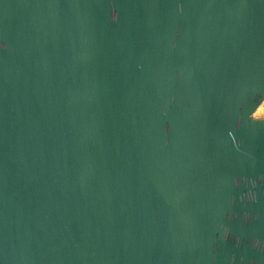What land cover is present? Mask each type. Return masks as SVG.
<instances>
[{
	"label": "water",
	"instance_id": "obj_1",
	"mask_svg": "<svg viewBox=\"0 0 264 264\" xmlns=\"http://www.w3.org/2000/svg\"><path fill=\"white\" fill-rule=\"evenodd\" d=\"M264 0H0V264H264Z\"/></svg>",
	"mask_w": 264,
	"mask_h": 264
},
{
	"label": "rangeland",
	"instance_id": "obj_2",
	"mask_svg": "<svg viewBox=\"0 0 264 264\" xmlns=\"http://www.w3.org/2000/svg\"><path fill=\"white\" fill-rule=\"evenodd\" d=\"M252 118L256 120H264V102L254 112Z\"/></svg>",
	"mask_w": 264,
	"mask_h": 264
}]
</instances>
